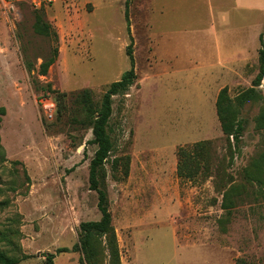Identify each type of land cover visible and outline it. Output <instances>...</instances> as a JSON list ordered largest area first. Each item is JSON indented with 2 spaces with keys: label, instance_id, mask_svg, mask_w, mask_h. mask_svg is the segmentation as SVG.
Returning <instances> with one entry per match:
<instances>
[{
  "label": "rangeland",
  "instance_id": "1",
  "mask_svg": "<svg viewBox=\"0 0 264 264\" xmlns=\"http://www.w3.org/2000/svg\"><path fill=\"white\" fill-rule=\"evenodd\" d=\"M218 4L128 0L130 33L126 0H65L38 10L0 4V250L17 264H48L49 253L54 264H88L79 251L56 252L80 241L82 222L101 218L90 187L97 145L82 91L101 106L131 68L132 38L137 78L112 98V149L102 168L121 264H264V193L247 178L264 151L257 120L264 77L254 85L264 14ZM40 18L51 35L36 31ZM215 22L227 40L246 34L248 46H217L223 29L205 31ZM252 86L257 98L239 107L244 130L235 146L222 131L217 98L224 87L236 98ZM42 95L57 103L52 117ZM200 141L212 142L203 156L193 150ZM95 244L96 263L107 264L105 238L96 235Z\"/></svg>",
  "mask_w": 264,
  "mask_h": 264
},
{
  "label": "trees",
  "instance_id": "2",
  "mask_svg": "<svg viewBox=\"0 0 264 264\" xmlns=\"http://www.w3.org/2000/svg\"><path fill=\"white\" fill-rule=\"evenodd\" d=\"M127 10L126 17L128 20V30L130 33L129 26V16H128V0H126ZM35 29L39 33L50 34L51 30L49 24L40 18V21L35 25ZM56 37V33L54 32ZM259 41L261 44L259 50V61H260V71L255 79V84L257 85L264 77V33L259 36ZM58 54V47L54 48V54L47 59H45L40 64V72L42 74L47 73L48 68L54 63L56 56ZM127 54L130 57L131 68L127 70L119 80L112 82L109 88L103 95V100L101 106L96 109L93 106L90 98V91H82L83 100L87 108V115L89 116V122L91 124V129L93 133L92 143L97 145L94 156L90 161V187L97 191L98 193V208L101 212V218L95 221H86L81 223V235L80 241L75 243L72 248L61 247L58 248L56 252H70L79 251L83 254L86 262L88 264H97L96 260L99 259L102 251H98L95 244L96 235H100L105 238L106 246L108 251H103L105 256L108 258L107 264H121L119 258L117 237L115 233L114 226L112 224V215L109 208V198L108 192L103 184L104 174L102 173V168L107 160L110 151L112 149V141L108 133V122L112 115V98L113 96L127 91L134 83L137 78L135 71V61L133 55V41L127 47ZM31 70V66H28ZM52 98V97H51ZM257 98V90L254 86L242 91L236 98H232L228 94V88L224 87L217 98V113L220 119L221 128L227 140L234 141V145L238 146L241 142L244 121L238 117L239 107L244 105L246 102ZM55 109L57 108V103H55ZM55 112V110H54ZM258 123L264 125V112H262L258 117ZM211 141H200L194 144L193 150L198 152L200 156H203L208 152V149L212 146ZM180 154L183 156L186 153L185 148L179 149ZM220 170V169H219ZM249 173H247V178L251 181H255L264 193V178L262 173L264 172V151L253 160L250 164ZM179 171L183 173V169L179 167ZM187 174L186 171L183 173ZM227 176H230L227 174ZM223 206H229L228 193H224ZM54 253L48 254V264H54ZM20 261L19 258L10 256L6 252L0 250V263L1 264H17Z\"/></svg>",
  "mask_w": 264,
  "mask_h": 264
},
{
  "label": "crops",
  "instance_id": "3",
  "mask_svg": "<svg viewBox=\"0 0 264 264\" xmlns=\"http://www.w3.org/2000/svg\"><path fill=\"white\" fill-rule=\"evenodd\" d=\"M219 2H220V4L217 5V8L219 10L232 9L233 8L236 10L245 11L247 13L261 12L264 14V0H229V1L219 0ZM213 10H214V8H213ZM263 17H264V15H263ZM263 22H264V20H263ZM221 29H223V31H224V28L222 26L218 27V23L215 22L213 28L209 27L205 31L215 33ZM263 29H264V26H263ZM261 32H260V34H261ZM224 36L225 37H224L223 41H220L221 40L220 37L216 36V39L219 41L217 46L220 47V45H222V46L227 45V47H229L231 49H241V50H243L244 48H246L248 46L246 43V34H244L242 36H238V37L236 36L235 39H232V40H227L228 35L226 34V32L224 33ZM258 36H260V35H258ZM248 42H249V40H248Z\"/></svg>",
  "mask_w": 264,
  "mask_h": 264
},
{
  "label": "built area",
  "instance_id": "4",
  "mask_svg": "<svg viewBox=\"0 0 264 264\" xmlns=\"http://www.w3.org/2000/svg\"><path fill=\"white\" fill-rule=\"evenodd\" d=\"M65 0H0V4L4 7L15 9L18 5H27L32 9H44L53 6L55 3ZM44 114L52 117L55 110V102L46 95H42L39 99Z\"/></svg>",
  "mask_w": 264,
  "mask_h": 264
}]
</instances>
